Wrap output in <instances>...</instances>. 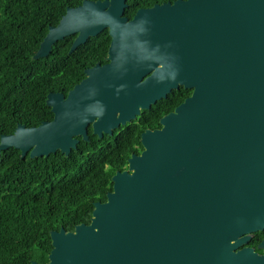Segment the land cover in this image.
I'll list each match as a JSON object with an SVG mask.
<instances>
[{
    "label": "water",
    "instance_id": "obj_1",
    "mask_svg": "<svg viewBox=\"0 0 264 264\" xmlns=\"http://www.w3.org/2000/svg\"><path fill=\"white\" fill-rule=\"evenodd\" d=\"M127 0H84L52 26L34 60L76 35L69 51L108 30L97 63L54 118L18 124L0 152L69 157L88 127L100 138L180 86L193 95L142 134L141 154L112 177L90 224L51 232L46 264H264L243 248L264 230V0H176L125 16ZM31 264H41L32 262Z\"/></svg>",
    "mask_w": 264,
    "mask_h": 264
},
{
    "label": "trees",
    "instance_id": "obj_2",
    "mask_svg": "<svg viewBox=\"0 0 264 264\" xmlns=\"http://www.w3.org/2000/svg\"><path fill=\"white\" fill-rule=\"evenodd\" d=\"M84 0H0V141L18 124L38 127L54 114L50 93L67 94L85 78V70L106 62L108 30L69 54L75 36L59 41L39 60L50 27L68 8ZM99 1V0H92ZM103 1V0H102ZM176 0H127L125 16ZM146 128L134 121L103 139L91 136L69 157L61 152L31 159L10 148L0 152V264H46L53 249L51 232L90 224L95 203L113 190L112 177L138 154Z\"/></svg>",
    "mask_w": 264,
    "mask_h": 264
},
{
    "label": "flooded vegetation",
    "instance_id": "obj_3",
    "mask_svg": "<svg viewBox=\"0 0 264 264\" xmlns=\"http://www.w3.org/2000/svg\"><path fill=\"white\" fill-rule=\"evenodd\" d=\"M74 36H75V39H76V35H74ZM98 63H101V62H98ZM105 64H107V61L105 63H103L102 65H105ZM90 68H92V67H90ZM87 69H89V68H87ZM85 77H86V75H85ZM193 92H194L193 89H186L185 87L180 86L178 89H173L171 92H169L167 94V97L166 98H163V99L157 101L156 104L152 105V107H151L150 110H142L141 111V114L137 117L136 120H134L140 127H141V125H145L146 126V128L141 133L140 143H141L142 134L145 131H147V130H150V131L161 130L163 128V125L161 124V120L165 116H167L170 113L174 112L177 107H179L180 105H182L188 98H190L193 95ZM57 93H63V94H65L64 92H57ZM68 93L65 94V95H68ZM131 123H128V124H131ZM121 127H123V126H121ZM120 128L116 129L114 131V134ZM88 134H89V141H84V142H90V137L93 136V135L94 136H97V135H95L93 133V127L92 126H89L88 127ZM105 136L106 135H104V137ZM97 137H99V136H97ZM103 138H100V139H103ZM78 139L80 140V143L83 141L82 137H78ZM137 149H139V153L138 154H141L142 151H143L142 143H141V146H137ZM127 168H128V165H127ZM250 237H251V239L249 240L248 244L245 245V246H243L241 249H243V248L253 249L255 251V253H257L259 256L264 257V230L263 231H259V232L252 233L250 235Z\"/></svg>",
    "mask_w": 264,
    "mask_h": 264
}]
</instances>
